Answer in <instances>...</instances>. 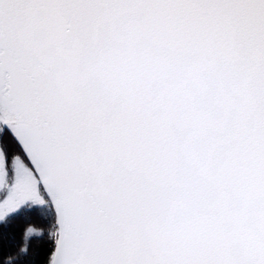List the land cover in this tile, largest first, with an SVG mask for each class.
Masks as SVG:
<instances>
[{
  "label": "snow or ice",
  "instance_id": "1",
  "mask_svg": "<svg viewBox=\"0 0 264 264\" xmlns=\"http://www.w3.org/2000/svg\"><path fill=\"white\" fill-rule=\"evenodd\" d=\"M0 233L264 264V0H0Z\"/></svg>",
  "mask_w": 264,
  "mask_h": 264
},
{
  "label": "trees",
  "instance_id": "2",
  "mask_svg": "<svg viewBox=\"0 0 264 264\" xmlns=\"http://www.w3.org/2000/svg\"><path fill=\"white\" fill-rule=\"evenodd\" d=\"M37 232L40 231V225L34 224L32 225ZM48 235L41 234V235H32L28 238L27 247L29 249L27 256L25 257L24 254L16 255L19 252L21 247H24V244L21 243L23 241V237L17 236L16 239H12L11 235H4L0 233V252H8L11 251L13 254V259L19 261V264H24L25 259L29 261H36L39 259L43 254V249L48 242Z\"/></svg>",
  "mask_w": 264,
  "mask_h": 264
}]
</instances>
